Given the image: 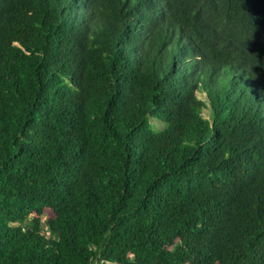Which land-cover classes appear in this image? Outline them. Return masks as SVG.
<instances>
[{
  "label": "trees",
  "instance_id": "trees-1",
  "mask_svg": "<svg viewBox=\"0 0 264 264\" xmlns=\"http://www.w3.org/2000/svg\"><path fill=\"white\" fill-rule=\"evenodd\" d=\"M0 264H264V0H0Z\"/></svg>",
  "mask_w": 264,
  "mask_h": 264
},
{
  "label": "rangeland",
  "instance_id": "rangeland-1",
  "mask_svg": "<svg viewBox=\"0 0 264 264\" xmlns=\"http://www.w3.org/2000/svg\"><path fill=\"white\" fill-rule=\"evenodd\" d=\"M198 96L201 97V98H203V96H202L201 94H198ZM204 115H205V116L208 115L206 110H204ZM45 215L47 216V213H46ZM44 231H45V230H44Z\"/></svg>",
  "mask_w": 264,
  "mask_h": 264
}]
</instances>
